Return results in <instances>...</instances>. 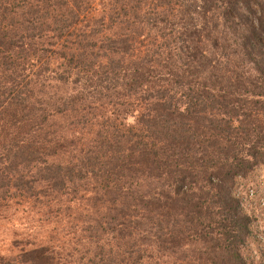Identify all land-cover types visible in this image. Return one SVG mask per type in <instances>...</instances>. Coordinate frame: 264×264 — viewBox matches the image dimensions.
<instances>
[{
  "label": "trees",
  "instance_id": "obj_1",
  "mask_svg": "<svg viewBox=\"0 0 264 264\" xmlns=\"http://www.w3.org/2000/svg\"><path fill=\"white\" fill-rule=\"evenodd\" d=\"M93 1L0 0V264H264V0Z\"/></svg>",
  "mask_w": 264,
  "mask_h": 264
},
{
  "label": "rangeland",
  "instance_id": "obj_2",
  "mask_svg": "<svg viewBox=\"0 0 264 264\" xmlns=\"http://www.w3.org/2000/svg\"><path fill=\"white\" fill-rule=\"evenodd\" d=\"M93 3L100 6L101 0H94ZM242 183L245 185L248 197L256 198L254 200L256 208L247 205L245 208L247 211L253 212L257 218L254 223L258 234L257 242L260 243V249L264 250V166L256 168ZM13 207L15 208V206ZM13 207H8L0 217L1 256L15 254L21 248H27L29 245L32 248L47 240L50 244L55 243L58 246L61 243L62 245L64 242L62 233L56 235L61 229V225L56 221H43L46 209L38 208V213L30 214L22 211L21 206H16L19 207L17 210H13Z\"/></svg>",
  "mask_w": 264,
  "mask_h": 264
}]
</instances>
